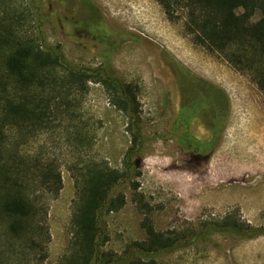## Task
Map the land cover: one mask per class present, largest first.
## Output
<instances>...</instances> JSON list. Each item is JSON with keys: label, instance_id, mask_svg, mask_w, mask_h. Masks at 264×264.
I'll use <instances>...</instances> for the list:
<instances>
[{"label": "rangeland", "instance_id": "374dc122", "mask_svg": "<svg viewBox=\"0 0 264 264\" xmlns=\"http://www.w3.org/2000/svg\"><path fill=\"white\" fill-rule=\"evenodd\" d=\"M21 1L13 0L18 10ZM28 1L45 44L70 66L96 69L107 48L118 47L110 66L120 83L89 80L74 92L77 120L64 119L33 144L35 153L47 148V161L62 176L45 218L47 258L24 260L14 241L6 263L61 262L77 188L95 165L124 175L115 190L124 203L105 215L104 250L120 255L153 227L176 238L160 264H264V95L249 75L185 34L156 0H89L101 18L85 13L80 0ZM261 16L255 11L251 22ZM185 74L194 78V91L182 84ZM118 86L130 91L123 95L128 103ZM215 90L227 103L222 123ZM216 122L219 144L209 158L205 144ZM134 152L140 153L132 158ZM0 250L5 259L3 240Z\"/></svg>", "mask_w": 264, "mask_h": 264}, {"label": "trees", "instance_id": "16d2710c", "mask_svg": "<svg viewBox=\"0 0 264 264\" xmlns=\"http://www.w3.org/2000/svg\"><path fill=\"white\" fill-rule=\"evenodd\" d=\"M156 1L169 21L181 22L185 34L224 55L264 95V0ZM257 10L262 16L253 23ZM36 23L28 0L21 1L19 10L13 0H0V242L9 245L5 259L0 253V264H12L6 262L13 258L14 241L21 243L24 260H46L45 218L50 199L62 189V176L55 162L47 161V148L35 153L33 144L64 119L77 120L75 90L84 91L89 80L115 83L98 70L64 62L47 47ZM128 92L118 86L126 103L123 95ZM97 168L93 165L87 181L77 188L71 238L58 264H160L159 256L175 248L176 238L153 227H147L145 240L129 244L120 255L104 250L105 215L124 203V197L115 194L124 175Z\"/></svg>", "mask_w": 264, "mask_h": 264}, {"label": "flooded vegetation", "instance_id": "af4514ba", "mask_svg": "<svg viewBox=\"0 0 264 264\" xmlns=\"http://www.w3.org/2000/svg\"><path fill=\"white\" fill-rule=\"evenodd\" d=\"M61 1H64V3H66L67 1H68L67 3H74L77 0H61ZM80 1L82 2V4H84V6H86V12L85 13H87L90 16L95 17V18H101L99 13L95 11V8H93V5L89 4L86 0H80ZM83 13L84 12H83L82 5H81L80 14L82 15ZM79 22L82 24L81 21H79ZM80 23H77L78 26H80L79 25ZM112 42H115V40L112 41ZM117 50H118V47L116 48V46L114 47V45L111 44L107 48V50L104 52V54L102 55L100 66L98 68H96L95 70H98L100 73H102L107 80H110L112 82L116 81V82L120 83L119 81H117L114 78L115 74L113 73V71L111 69V66H110L111 60H112L113 56L115 55V53L117 52ZM82 68H84V67H82ZM181 82H182V84H184V85L186 84L187 85L188 90L194 91L195 81H194L193 77L185 74V76L183 75ZM213 98H214V101L218 105L221 106V109H223L222 110L223 114H221V117L219 119L221 121L220 123H222L225 120V117L227 115V103H226L225 99L223 97H221L220 95H218V94L216 96H213ZM195 103H196V101H195ZM201 103L202 102H199L198 105H200ZM204 106H206L205 103H204ZM204 109L206 111V107ZM217 122L215 124L214 130H213V134L211 135V137H209V139L207 140V142L205 144V147H207V150H208V154H206V155L209 158H210L211 154L214 152V150L216 149L217 145L219 144V143H217V141H218V137H219L220 132H221L222 124L221 125H219V124L217 125ZM192 143H196V142L193 140ZM137 152L133 153L134 156H132V158L136 157L141 151L139 153H137Z\"/></svg>", "mask_w": 264, "mask_h": 264}, {"label": "bare ground", "instance_id": "6f19581e", "mask_svg": "<svg viewBox=\"0 0 264 264\" xmlns=\"http://www.w3.org/2000/svg\"><path fill=\"white\" fill-rule=\"evenodd\" d=\"M148 10V9H147ZM160 18V17H159ZM162 18V17H161ZM172 39H174V37L172 38ZM179 40V39H178ZM174 43V42H173ZM184 43V42H183ZM185 45V44H184ZM184 47V46H183ZM169 48V47H168ZM170 49H171V47H170ZM176 50V49H175ZM184 51H185V49H184ZM175 52H173V54H174ZM180 53V52H179ZM179 58V57H178ZM184 58V57H183ZM179 60H180V58H179ZM183 61H184V59H182ZM186 61V60H185ZM182 63H184V62H182ZM226 75V74H225ZM225 77V76H224ZM223 79V78H222ZM235 79V78H234ZM225 82V81H224ZM233 86V85H232ZM233 90V89H232ZM234 91V90H233ZM242 91V90H241ZM244 91V90H243ZM246 99V98H245ZM239 102V101H238ZM240 103V102H239ZM261 241H262V239H260ZM256 242V241H255ZM263 242H264V240H263ZM263 242H262V244H263ZM255 244H257V243H255ZM259 245V244H258ZM257 245V246H258ZM253 246H255V245H253ZM256 246V247H257ZM260 246H262V245H260Z\"/></svg>", "mask_w": 264, "mask_h": 264}, {"label": "water", "instance_id": "95a60500", "mask_svg": "<svg viewBox=\"0 0 264 264\" xmlns=\"http://www.w3.org/2000/svg\"><path fill=\"white\" fill-rule=\"evenodd\" d=\"M89 4L91 3L89 0H86ZM91 5H93L92 3H91Z\"/></svg>", "mask_w": 264, "mask_h": 264}]
</instances>
